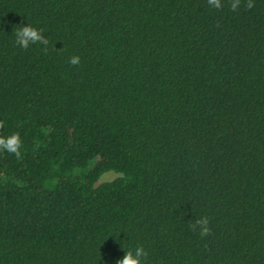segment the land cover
<instances>
[{
    "label": "trees",
    "instance_id": "obj_1",
    "mask_svg": "<svg viewBox=\"0 0 264 264\" xmlns=\"http://www.w3.org/2000/svg\"><path fill=\"white\" fill-rule=\"evenodd\" d=\"M221 2L0 0V264H264V0Z\"/></svg>",
    "mask_w": 264,
    "mask_h": 264
},
{
    "label": "clouds",
    "instance_id": "obj_2",
    "mask_svg": "<svg viewBox=\"0 0 264 264\" xmlns=\"http://www.w3.org/2000/svg\"><path fill=\"white\" fill-rule=\"evenodd\" d=\"M208 3L211 7L216 9L222 8L221 0H208ZM240 6L241 0H232L231 10L233 12H236ZM247 7L249 9L254 7L252 0H248ZM13 33L17 46L26 50L33 44H40L43 45L44 50L47 51L49 40L43 34V29L33 27L28 23L26 26L14 28ZM69 63L71 65H79L81 61L78 56H73L69 60ZM21 145L22 141L19 133H13L8 137H0V151L13 153L17 158L21 155ZM188 227L191 231L198 232L201 238H207L211 233L210 221L207 216L198 217L195 222H190ZM123 250L125 251V255L122 259L117 261V264H147L149 253L142 245L136 246L133 250H125L123 245Z\"/></svg>",
    "mask_w": 264,
    "mask_h": 264
},
{
    "label": "rangeland",
    "instance_id": "obj_3",
    "mask_svg": "<svg viewBox=\"0 0 264 264\" xmlns=\"http://www.w3.org/2000/svg\"><path fill=\"white\" fill-rule=\"evenodd\" d=\"M116 176L114 172H108L102 177V181H111L115 179Z\"/></svg>",
    "mask_w": 264,
    "mask_h": 264
}]
</instances>
